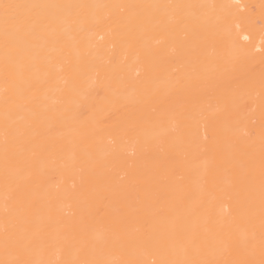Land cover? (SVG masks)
<instances>
[{
    "label": "bare ground",
    "instance_id": "obj_1",
    "mask_svg": "<svg viewBox=\"0 0 264 264\" xmlns=\"http://www.w3.org/2000/svg\"><path fill=\"white\" fill-rule=\"evenodd\" d=\"M0 264H264V0H0Z\"/></svg>",
    "mask_w": 264,
    "mask_h": 264
}]
</instances>
